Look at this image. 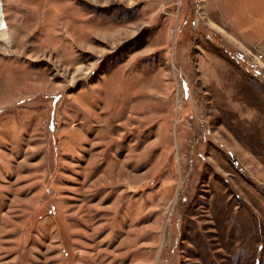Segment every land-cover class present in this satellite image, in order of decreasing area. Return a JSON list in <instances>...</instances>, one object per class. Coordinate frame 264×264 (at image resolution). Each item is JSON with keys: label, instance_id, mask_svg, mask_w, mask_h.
I'll return each mask as SVG.
<instances>
[{"label": "rangeland", "instance_id": "rangeland-1", "mask_svg": "<svg viewBox=\"0 0 264 264\" xmlns=\"http://www.w3.org/2000/svg\"><path fill=\"white\" fill-rule=\"evenodd\" d=\"M0 264H264V0H1Z\"/></svg>", "mask_w": 264, "mask_h": 264}, {"label": "bare ground", "instance_id": "bare-ground-1", "mask_svg": "<svg viewBox=\"0 0 264 264\" xmlns=\"http://www.w3.org/2000/svg\"><path fill=\"white\" fill-rule=\"evenodd\" d=\"M4 20L0 18V35L7 40L8 39V33L6 31V27L3 25Z\"/></svg>", "mask_w": 264, "mask_h": 264}, {"label": "water", "instance_id": "water-1", "mask_svg": "<svg viewBox=\"0 0 264 264\" xmlns=\"http://www.w3.org/2000/svg\"><path fill=\"white\" fill-rule=\"evenodd\" d=\"M4 13H3V7H2V1L0 0V18L3 19Z\"/></svg>", "mask_w": 264, "mask_h": 264}, {"label": "built area", "instance_id": "built-area-1", "mask_svg": "<svg viewBox=\"0 0 264 264\" xmlns=\"http://www.w3.org/2000/svg\"><path fill=\"white\" fill-rule=\"evenodd\" d=\"M3 19H4V17H3ZM3 19H2V20H3ZM3 25L5 26V23H3Z\"/></svg>", "mask_w": 264, "mask_h": 264}]
</instances>
